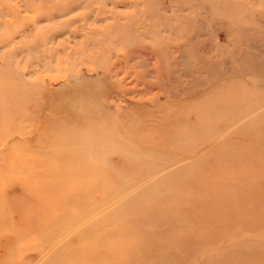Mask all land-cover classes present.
Returning <instances> with one entry per match:
<instances>
[{"label":"rangeland","instance_id":"rangeland-1","mask_svg":"<svg viewBox=\"0 0 264 264\" xmlns=\"http://www.w3.org/2000/svg\"><path fill=\"white\" fill-rule=\"evenodd\" d=\"M0 264H264V0H0Z\"/></svg>","mask_w":264,"mask_h":264},{"label":"bare ground","instance_id":"bare-ground-1","mask_svg":"<svg viewBox=\"0 0 264 264\" xmlns=\"http://www.w3.org/2000/svg\"><path fill=\"white\" fill-rule=\"evenodd\" d=\"M132 54H134V52L128 53V57L130 58L132 56ZM100 89H102L103 92H97V91L89 92L88 90H84L80 86H77V87H75L74 92L71 94L72 97H71L70 101L73 99V101L75 102V104H77L78 103V100L82 96V97H84L86 99V103H91L93 101V99H96L97 100V103H98L100 101L99 97L100 96L101 97L102 96L104 97L106 95V89H107V87H106V85H102V87ZM100 103H101V106L98 107L99 109H101L103 111L109 110V106L108 105H102L103 102H100ZM104 104H105V102H104ZM90 117H93V116H90ZM109 117L113 120L114 126L118 130H122L123 127L124 128H128L129 130H133L135 128V131L136 130L139 131V129H141V128H139L141 126H140V124L138 122L137 123L136 122L134 123V122H131V121H127L129 118H127L126 121L128 123H126V122H124L122 120L121 121L116 120L115 117H114V114H113V117L112 116H109ZM124 117H125V115H124ZM86 120L88 122H92L93 123V126H88L84 122H82L81 125H79L78 122H80V120H78V118L75 117V121L74 122L76 123L75 124L76 130H78V131L82 130V134L84 136L91 137L92 139L97 140L95 142V145L101 144V139L104 136V134L102 133V131H103L102 127L99 126V125L94 124L95 118H88ZM124 123H125V125H124ZM169 132H171V129L170 128L167 129L166 134L169 133Z\"/></svg>","mask_w":264,"mask_h":264}]
</instances>
